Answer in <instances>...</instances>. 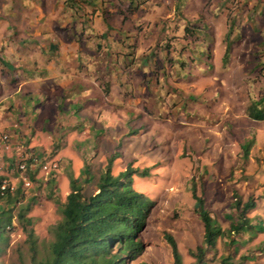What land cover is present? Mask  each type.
<instances>
[{
	"label": "rangeland",
	"instance_id": "374dc122",
	"mask_svg": "<svg viewBox=\"0 0 264 264\" xmlns=\"http://www.w3.org/2000/svg\"><path fill=\"white\" fill-rule=\"evenodd\" d=\"M188 1L175 0L176 7L196 11L188 24L191 32L196 31L195 54L185 56L188 59L184 74L203 77L212 70V81L177 89L188 95L186 100L172 90L177 98L166 99L163 119L146 132L131 131L114 138H69L70 143L63 146L64 155L58 152L62 141L54 142L51 149L39 150L45 159H57L58 169L51 175L35 169L20 201L11 200L8 207L12 223L5 233L0 264L30 263L25 233L28 229L34 236V259L46 256L52 240L50 228L60 220L58 203L64 200L56 182L80 177L83 194L95 193L97 177L113 155L112 175L128 168L146 169L143 177L131 174L132 186L153 201L140 233L144 249L128 264H172L164 232L173 237L182 264L194 262L189 252L200 244L203 226L196 215L192 193L202 199L203 209L222 230L229 227L234 200H252L255 208L247 213L249 237H237L233 259L234 264H264V122L248 119L243 113L249 98L264 93V0ZM40 2L0 0V61L10 60L6 51L9 44L15 45L10 38L14 30L17 38L27 32L36 34L38 13H30ZM148 6H155L154 1ZM220 29L222 33H213L211 39L212 32ZM45 42L32 39L30 48L38 50V45ZM3 81L0 69V83ZM168 93L170 90L164 96ZM20 146L29 148L26 143ZM16 159L18 152L11 147L0 151V175L20 190V176L14 169ZM84 163L88 165L87 175L81 173ZM3 204L1 201L0 206ZM18 211L23 213L20 221L15 218ZM226 246L222 238L216 240L215 259L226 254Z\"/></svg>",
	"mask_w": 264,
	"mask_h": 264
},
{
	"label": "crops",
	"instance_id": "0c3cea01",
	"mask_svg": "<svg viewBox=\"0 0 264 264\" xmlns=\"http://www.w3.org/2000/svg\"><path fill=\"white\" fill-rule=\"evenodd\" d=\"M153 1L149 7L152 0H41L30 13H38L36 34L17 38L14 30L15 45L6 49L10 63L0 61L6 80L0 83V138L7 134L14 153L22 143L41 151L62 141L64 155L69 138L146 132L163 119L166 99L176 97L172 90L212 81V70L203 77L184 74L185 56L195 54L196 31L188 26L195 8ZM39 38L46 42L30 48ZM68 183L55 185L63 199Z\"/></svg>",
	"mask_w": 264,
	"mask_h": 264
},
{
	"label": "trees",
	"instance_id": "16d2710c",
	"mask_svg": "<svg viewBox=\"0 0 264 264\" xmlns=\"http://www.w3.org/2000/svg\"><path fill=\"white\" fill-rule=\"evenodd\" d=\"M227 51L228 46L224 51L223 60L226 59ZM244 114L248 119L264 122V93L248 99ZM246 145L243 147L244 154ZM113 158L114 155L107 160L105 168L98 175L95 193L84 195L80 177L68 178L69 191L64 201L58 203L60 220L50 228L52 240L49 242L46 256L39 260L34 259L33 232L31 229L26 230V242L31 253L29 264H128L139 257L144 249L140 233L153 201L133 188L131 174L143 177L146 175V169L128 168L112 175L110 164ZM88 172V165L84 163L81 173L87 175ZM33 175L29 172L27 176L33 180ZM2 179L3 176L0 175V182ZM192 196L196 215L203 226L200 244L189 252L194 258L192 264H234L237 237H249L251 226L247 213L255 208L254 202L250 199L245 202L235 199L233 209L229 213V227L222 230L210 213L203 209L202 199L194 193ZM20 198L18 188L14 192L6 191L3 195L0 194V202H4L0 206V253L7 240L5 233L12 223L13 215L8 205L11 200L20 201ZM15 218L20 221L23 213L18 211ZM163 238L169 246L172 264H182L173 237L164 232ZM218 238L223 239L227 250L225 255L215 259V243ZM137 264L146 263L139 261Z\"/></svg>",
	"mask_w": 264,
	"mask_h": 264
},
{
	"label": "built area",
	"instance_id": "2783aa9c",
	"mask_svg": "<svg viewBox=\"0 0 264 264\" xmlns=\"http://www.w3.org/2000/svg\"><path fill=\"white\" fill-rule=\"evenodd\" d=\"M10 146L11 143L7 134L1 135L0 151H6L10 148ZM19 148L20 151H18V159H16L14 169L20 176L22 185L20 192L23 193L24 190L30 186V180L25 173H34L35 169H37L38 171L46 174H54L58 169V160L53 158L45 159L42 153L31 148L26 149L23 146H20ZM6 191L14 192L15 187L9 184L3 176V179L0 182V194L3 195Z\"/></svg>",
	"mask_w": 264,
	"mask_h": 264
},
{
	"label": "clouds",
	"instance_id": "9594fccd",
	"mask_svg": "<svg viewBox=\"0 0 264 264\" xmlns=\"http://www.w3.org/2000/svg\"><path fill=\"white\" fill-rule=\"evenodd\" d=\"M21 193V192H20ZM22 194V193H21Z\"/></svg>",
	"mask_w": 264,
	"mask_h": 264
}]
</instances>
